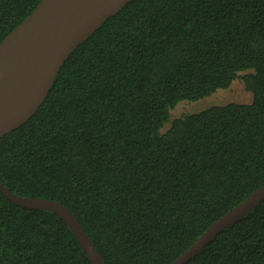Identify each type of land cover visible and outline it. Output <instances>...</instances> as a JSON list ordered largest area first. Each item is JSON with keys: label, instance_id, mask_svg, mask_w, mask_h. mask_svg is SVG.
I'll return each mask as SVG.
<instances>
[{"label": "trees", "instance_id": "16d2710c", "mask_svg": "<svg viewBox=\"0 0 264 264\" xmlns=\"http://www.w3.org/2000/svg\"><path fill=\"white\" fill-rule=\"evenodd\" d=\"M40 0H0V42ZM250 102L172 119L228 87ZM0 181L61 201L106 264H171L264 183V0H131L65 59L0 136ZM0 264H92L58 214L0 192ZM185 264H264V200Z\"/></svg>", "mask_w": 264, "mask_h": 264}, {"label": "water", "instance_id": "95a60500", "mask_svg": "<svg viewBox=\"0 0 264 264\" xmlns=\"http://www.w3.org/2000/svg\"><path fill=\"white\" fill-rule=\"evenodd\" d=\"M131 0H40L0 42V136L24 123L45 100L69 54ZM0 192L25 208L61 216L92 264H106L76 215L61 201L18 194L0 181ZM264 200V183L215 219L171 264H185L218 233Z\"/></svg>", "mask_w": 264, "mask_h": 264}, {"label": "rangeland", "instance_id": "374dc122", "mask_svg": "<svg viewBox=\"0 0 264 264\" xmlns=\"http://www.w3.org/2000/svg\"><path fill=\"white\" fill-rule=\"evenodd\" d=\"M247 71H241L239 77L232 80L231 84L225 88H218L209 95L203 96L196 100L182 99L170 109L169 120L164 123L161 130H166L172 119L185 113L197 111L214 104H224L230 101L250 102L252 92L246 89L242 75Z\"/></svg>", "mask_w": 264, "mask_h": 264}]
</instances>
